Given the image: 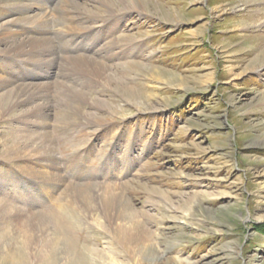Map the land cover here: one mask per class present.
<instances>
[{
	"label": "rangeland",
	"instance_id": "rangeland-1",
	"mask_svg": "<svg viewBox=\"0 0 264 264\" xmlns=\"http://www.w3.org/2000/svg\"><path fill=\"white\" fill-rule=\"evenodd\" d=\"M149 1L122 15L120 0H68L75 20L69 32L85 36L82 48L47 57L42 72L35 70L48 77L33 78L52 86L50 128L39 132L53 138L55 170L68 183L121 191L150 232L143 259L134 261L98 222L90 229L76 222L80 208L62 198L68 183L40 185L60 173L34 164L45 175L38 180L5 161L0 149V215H7L0 264H264V0ZM109 9L118 11V26ZM125 38L136 39L129 44L135 50L127 51ZM94 48L103 52L89 57L118 55L108 66L120 86L93 85L86 75L65 79L63 59ZM76 84L92 107L82 111L100 119L86 130L66 122L77 118L73 109L81 100L70 91ZM5 131L1 124L0 137ZM75 152L87 156L77 159ZM77 161L82 175L74 177L68 168ZM60 203L71 217L59 213ZM40 214L57 220V253L26 244L22 227Z\"/></svg>",
	"mask_w": 264,
	"mask_h": 264
},
{
	"label": "bare ground",
	"instance_id": "bare-ground-1",
	"mask_svg": "<svg viewBox=\"0 0 264 264\" xmlns=\"http://www.w3.org/2000/svg\"><path fill=\"white\" fill-rule=\"evenodd\" d=\"M120 1L125 5L120 11L123 13L122 15L126 11L137 10V5L148 7L152 4L149 0ZM67 2L68 0H0V29L3 26L0 32V125L2 124L6 129L4 137H0V139L2 138L0 141L1 157L8 163H12V166L14 164V167L26 170L29 174L34 172L40 178L38 180H41L45 175L39 172V169L34 168L35 165L38 168H50L55 173H60V171L59 169L55 170L57 158L50 132H39L42 129L50 128L49 94L52 86L49 82H34L33 78L48 77L45 75L46 73L39 74L37 73L38 70L35 69H40L39 71L42 72L39 64L47 65L46 58H57L59 56L57 52L61 51L62 48L66 51L82 48L81 41L85 39L83 34L69 32V27L75 25V20L71 17L72 13L69 14L67 11ZM48 4L54 5L52 10L47 8ZM117 15H119L118 11L109 9L107 16L114 21L113 26L120 24V18ZM33 30L37 31L33 32ZM37 33L38 36H36ZM56 40L59 41V44L61 43V46L59 45L60 50L57 48ZM127 41V45H129L136 39H127ZM83 47L86 48V46ZM130 50H135V45H129L127 51ZM139 50L137 49V51ZM91 52V54L77 52L63 59L61 66L68 72L65 79L74 82L75 78L71 77L80 75L85 78L86 75V78L94 81L93 85H103L104 83L105 86H110L114 81L120 86L121 81L115 76L112 68L108 66L115 62L114 59L118 58V55L115 57L113 51H109L103 57H89L103 51L94 48ZM261 55L263 56L261 53L257 55L254 61H258ZM59 59L62 58L59 57ZM28 61L29 63H27ZM21 64L27 72L29 71L28 73L20 72L18 65ZM56 86L61 88V84ZM121 90L129 95V99H138V93L134 90L127 88ZM70 91L73 92L77 100H81L77 102L78 106L74 105L73 112L77 116L76 120L66 121L67 123L76 122L71 130H86V125L90 128L96 125L95 123L100 124L99 118H87L86 113L82 111L84 104H87L89 109L92 108L90 101H86L88 97L86 90L78 85ZM136 104L138 105V103ZM56 127H59L65 138L74 139V135L70 137L69 132L71 130L58 124ZM78 134L79 132L75 137H79ZM81 154L82 152L77 153L76 158L84 160L87 155L79 158ZM68 169H71L74 177L82 175L77 172L81 169L78 161L71 163ZM48 172L49 176H53V172ZM60 176L62 177L56 181L43 182L42 180L43 184L40 183V185L50 189L59 184H67L68 180L61 173ZM62 198L72 203L76 208H80L81 214H78L79 219L76 220L80 226L85 225L90 229L94 227L92 222H98V225L109 233V236L116 239V242L131 255L132 259H143L144 253L147 251L143 243L145 245L146 241H149L150 232L137 218L139 213L132 209L128 199L119 189L114 187L111 189L109 186L84 188L83 185L69 182ZM66 206L63 203L58 204L59 213H64L65 217L69 218L71 212ZM6 218L7 215L1 214L0 224ZM56 224H58L57 220H52L48 214H40L36 219L26 220L22 227L24 229L22 233L27 234L29 240V242L26 241V244L30 243L31 246L33 242L42 243L43 253H47L48 249L53 250V241L57 240L54 236ZM2 244L4 246V243ZM61 244L65 250L66 245ZM147 245L149 244L147 243ZM31 259L33 258L31 257ZM135 259L133 260L136 261Z\"/></svg>",
	"mask_w": 264,
	"mask_h": 264
}]
</instances>
